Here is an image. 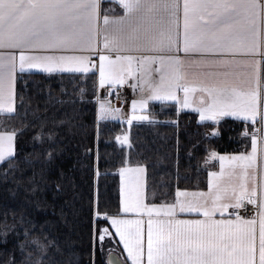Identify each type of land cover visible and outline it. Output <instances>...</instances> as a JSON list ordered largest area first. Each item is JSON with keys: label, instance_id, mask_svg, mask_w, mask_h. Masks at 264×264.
<instances>
[{"label": "snow or ice", "instance_id": "snow-or-ice-1", "mask_svg": "<svg viewBox=\"0 0 264 264\" xmlns=\"http://www.w3.org/2000/svg\"><path fill=\"white\" fill-rule=\"evenodd\" d=\"M113 2L119 14L104 8V0H0V115L17 112V73L35 70L98 73V89L117 101L121 89L131 88L129 125L150 120L136 113L151 101H175L178 111L191 108L201 121H243L241 135L250 138V150L211 151L205 163L218 161L219 170L208 171L206 191L177 187L172 200L149 203L145 167L125 161L119 169V213L101 211L95 203L93 256L96 239L103 251L105 237L112 235L100 226L104 221L126 254L110 264H264V0ZM97 104V124L123 122L110 99L98 95ZM33 115L41 118L39 108ZM19 131H0L5 179L18 167ZM116 140L126 144L128 137ZM126 174H135V182H126ZM29 183L38 190L35 174ZM17 223L24 237L16 245L21 258L10 255L3 264H57L60 249L44 229L37 231L23 214Z\"/></svg>", "mask_w": 264, "mask_h": 264}, {"label": "trees", "instance_id": "trees-1", "mask_svg": "<svg viewBox=\"0 0 264 264\" xmlns=\"http://www.w3.org/2000/svg\"><path fill=\"white\" fill-rule=\"evenodd\" d=\"M16 92V114L0 115V130H20L15 139L18 167L5 179L8 164H0V232H8L0 236V264L10 255L21 258L16 247L24 239L17 223L21 214L55 241L57 264H106L114 243L120 255L121 250L113 235L106 236L103 251L96 239L93 256V210L98 200L101 211L119 213V169L125 161L145 167L147 202L162 203L174 198L177 187L206 189L210 168L205 160L211 151L227 155L251 147L241 135L244 122H201L195 113L178 111L169 102L152 104L150 120L132 123L129 146H120L115 140L126 130L124 122L97 124V78L92 73L18 74ZM37 108L40 119L33 115ZM33 174L39 183L35 192L29 183ZM100 226L107 224L101 221Z\"/></svg>", "mask_w": 264, "mask_h": 264}, {"label": "rangeland", "instance_id": "rangeland-1", "mask_svg": "<svg viewBox=\"0 0 264 264\" xmlns=\"http://www.w3.org/2000/svg\"><path fill=\"white\" fill-rule=\"evenodd\" d=\"M97 77H98V73H97V75H96V78H97ZM97 84H98V80H97ZM97 88H98V86H97ZM120 92H121V97H122V96L124 97V95H127V96L129 97V99H125V100H127V101H130V102H128L129 105L126 106V103H125V102L120 103V102H121V99H120L118 102H119V106H120V104H121V106H120V107H119V106H116L117 99H116L115 94H113V95H111V96H108V93L105 91V89H98V94H97V96L99 95L100 99H104V98H108V99H110L111 102H112V104H113L114 106L119 107V108L121 109V116H122V117H123L124 114H127V115L129 116V115L132 114V113H131V101H132V99L134 98L133 90H132L131 88L125 86L123 89L120 90ZM154 103H156V102H155V101H151V102L149 103V105H148L147 110H145V111L137 110V113H136V114H138V115H141V114H142V115H148V116H150L148 110H149L150 106H151L152 104H154ZM123 119H124V117H123ZM116 120H117V121H121L120 119H116ZM123 122H124L125 125H126V130H125L122 134H120L119 136H121V137L123 138L124 135H127V137H128V142H127L126 144H121V143L117 142V140H115V141H116V143H117L118 145H120V146L128 147V146H129V128H130L131 125H129V124L127 123V118H125V119L123 120ZM134 122H145V121H136V120H134L132 123H134ZM0 128H2V127H0ZM216 162H217V161L209 162V163H207V166H208L209 168L212 169V168H214V167L216 166V164H217ZM126 178H127V175H126ZM126 182H131V181H130V180H126ZM132 182L134 183L135 181H132ZM240 212H241V210H240ZM241 214H243V213L241 212ZM108 237H110V236H108ZM116 249H117V246H116V244L114 243L113 246H111L110 251L113 252V253H115V254H117V255L120 257V259L123 260V258H122V256H121L122 254H121V255L118 254V251H116Z\"/></svg>", "mask_w": 264, "mask_h": 264}, {"label": "crops", "instance_id": "crops-1", "mask_svg": "<svg viewBox=\"0 0 264 264\" xmlns=\"http://www.w3.org/2000/svg\"><path fill=\"white\" fill-rule=\"evenodd\" d=\"M103 7L104 8H112V9H114L115 10L114 13H111V14H119L121 12V9H120L119 5L117 3H114L113 0H104ZM25 73H42V72H37L35 70H32L31 72H25ZM18 74H22V73H17V76H18ZM43 74H45V73H43ZM53 74H61V73H53ZM63 74H80V73H63ZM88 74H90V73H88ZM82 75H85V74H82ZM97 94H98V88H97ZM181 96H182V94H181ZM125 99H129V97L127 95H124V97L122 96L120 103L125 102L126 103V106H127V105H129L128 102H130V101H127ZM155 102L156 103H161L160 101H155ZM165 102H169V103L176 104L175 101H165ZM120 106H121V104H120ZM96 108H98V104H97V107ZM180 111L193 112V113H195L198 116V120L201 121L200 120L199 113L196 112V111H194V110H192L191 108H188V109H180ZM96 113H97V109H96ZM1 116H7V115H1ZM123 117H124V119L125 118H128V115L127 114H124ZM226 118L233 119L231 117H225L223 119H226ZM234 120H236V119H234ZM238 121H240V120H238ZM201 122L216 123V122H213L211 120H205V121H201ZM0 131H5V130H0ZM232 154H235V153H232ZM216 163H217L216 166L214 168H212V169L210 168V171H213V170L214 171H218L219 170V162L217 161ZM128 167H135V166H128ZM126 175H127L126 180H130L131 182L132 181H135V174H126ZM119 177H120V174H119ZM143 180H144V183H145V195H146V173L143 174ZM120 185H121V177H120ZM206 190H207V187H206V189H204V191H206ZM188 191H198V190H188ZM157 204H159V203H157ZM120 215L124 216L125 218H135L133 214H122V213H120ZM107 226H108L110 232L112 233V235L114 236L116 243L120 247L121 254H122L121 256H122V258L124 260L126 258V254L123 252L122 245L119 244V238L115 236V230L111 228V225L110 224H107Z\"/></svg>", "mask_w": 264, "mask_h": 264}, {"label": "water", "instance_id": "water-1", "mask_svg": "<svg viewBox=\"0 0 264 264\" xmlns=\"http://www.w3.org/2000/svg\"><path fill=\"white\" fill-rule=\"evenodd\" d=\"M116 106H119V102L118 101L116 102ZM112 259H116V260L122 261L117 254L111 252L106 257V264H110V260H112Z\"/></svg>", "mask_w": 264, "mask_h": 264}, {"label": "built area", "instance_id": "built-area-1", "mask_svg": "<svg viewBox=\"0 0 264 264\" xmlns=\"http://www.w3.org/2000/svg\"><path fill=\"white\" fill-rule=\"evenodd\" d=\"M241 212L243 213V215H249L250 213L245 212L244 209H241Z\"/></svg>", "mask_w": 264, "mask_h": 264}]
</instances>
